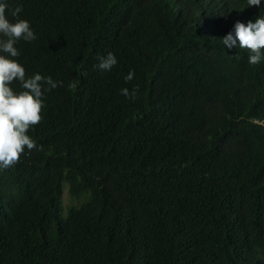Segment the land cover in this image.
Masks as SVG:
<instances>
[{
    "label": "trees",
    "instance_id": "obj_1",
    "mask_svg": "<svg viewBox=\"0 0 264 264\" xmlns=\"http://www.w3.org/2000/svg\"><path fill=\"white\" fill-rule=\"evenodd\" d=\"M0 2L26 75L62 82L0 170V264H264V60L221 43L264 0Z\"/></svg>",
    "mask_w": 264,
    "mask_h": 264
},
{
    "label": "clouds",
    "instance_id": "obj_2",
    "mask_svg": "<svg viewBox=\"0 0 264 264\" xmlns=\"http://www.w3.org/2000/svg\"><path fill=\"white\" fill-rule=\"evenodd\" d=\"M260 5L261 0H246V7ZM8 10V4L0 2V53H4L0 54V170L15 166L26 150L30 152L37 147L28 133L44 119V93L62 86V82L38 72L27 76L24 66L14 59L20 56V51L15 46L17 42H31L37 36L30 22L19 18L22 6L10 10L13 20L6 15ZM221 43L228 48L247 50L248 63L258 65L264 60V13L255 21H236L234 28L221 38ZM98 59L99 63L95 67L101 71H110L117 64V58L111 52ZM133 78L134 72L129 71L124 80L131 82ZM15 82H18L19 90L11 87ZM120 91L123 96L135 101L139 85H134L131 91L128 88Z\"/></svg>",
    "mask_w": 264,
    "mask_h": 264
},
{
    "label": "rangeland",
    "instance_id": "obj_3",
    "mask_svg": "<svg viewBox=\"0 0 264 264\" xmlns=\"http://www.w3.org/2000/svg\"><path fill=\"white\" fill-rule=\"evenodd\" d=\"M66 184L63 185L62 187V203H63V213H65L68 211V207L69 206H73L76 205L78 200H76L75 198H71L68 193H67V189H66Z\"/></svg>",
    "mask_w": 264,
    "mask_h": 264
}]
</instances>
